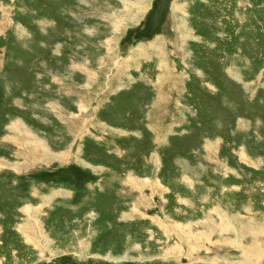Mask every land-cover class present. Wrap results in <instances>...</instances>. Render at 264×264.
I'll list each match as a JSON object with an SVG mask.
<instances>
[{"label":"rangeland","instance_id":"obj_1","mask_svg":"<svg viewBox=\"0 0 264 264\" xmlns=\"http://www.w3.org/2000/svg\"><path fill=\"white\" fill-rule=\"evenodd\" d=\"M0 264H264V0H0Z\"/></svg>","mask_w":264,"mask_h":264}]
</instances>
